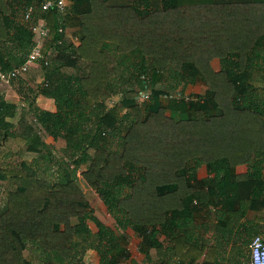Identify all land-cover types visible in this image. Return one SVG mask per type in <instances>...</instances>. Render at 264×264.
<instances>
[{
  "label": "trees",
  "instance_id": "1",
  "mask_svg": "<svg viewBox=\"0 0 264 264\" xmlns=\"http://www.w3.org/2000/svg\"><path fill=\"white\" fill-rule=\"evenodd\" d=\"M43 1L0 0V68L25 62L36 45L32 26L43 21L44 53H55L41 62L40 92L57 109L40 111L36 119L72 169L64 182L40 180L32 162L52 152L38 134L11 130L17 107L0 100V149L17 145L16 154L26 156L22 170L6 171L15 187L0 209V264H26L27 242L47 252L43 264H78L80 250L87 249L99 253L100 264L130 258L125 237L91 215L72 176L86 163L84 181L119 223L138 233L146 256L163 246L158 236L166 234L178 259L208 264L212 248L193 242L190 231L196 214L215 209L231 232L236 220L253 210L259 218L264 207V0H69L65 21L55 9L43 11ZM30 5L35 12L26 21ZM60 23L80 30L79 45L60 43ZM148 74L154 83L166 76L175 85H150ZM198 80L207 85L205 94L192 96L181 110L173 86ZM144 91L149 100L141 98ZM113 95H121L122 114L118 105H105ZM238 166H246L247 183L236 180ZM201 167L209 174L199 179ZM240 228L250 244L257 233L247 224Z\"/></svg>",
  "mask_w": 264,
  "mask_h": 264
},
{
  "label": "rangeland",
  "instance_id": "2",
  "mask_svg": "<svg viewBox=\"0 0 264 264\" xmlns=\"http://www.w3.org/2000/svg\"><path fill=\"white\" fill-rule=\"evenodd\" d=\"M71 5V3L68 4V10L66 13L71 11ZM66 13L60 14L62 17V19H60L61 21H65L63 17L66 15ZM59 28H63L64 30L63 41H66V43L69 44L73 43L74 45L80 44L81 32L74 24L72 25L69 23L66 27L61 24ZM34 34L36 44L43 45V42L46 40V38L40 36L37 32H34ZM50 52L51 56H46L42 46V55L45 56V58H47L49 61L53 56V53H55L53 50ZM12 61L14 66V64L19 61V59L15 58ZM79 63L81 66H84L83 71L88 73L86 69L87 62L80 60ZM212 64L216 70L220 69V63L218 59H215ZM10 71L11 70L3 71L0 68V100L3 98L5 103H12L17 107L16 116L9 120L12 122L11 130H13V132L18 135L38 134L49 146L48 151L52 152V157L47 159V157L43 156L38 161L34 162L32 158L27 155V161H33L32 165L36 169L38 174L37 177L40 180L53 182L54 179H57L59 182H64L67 179V174L72 169V166L68 165L70 160L57 147L54 137L48 131H46L36 119V114L40 113V111H56L57 109L54 99L46 97L40 92L41 87L45 82L44 68L41 63H38L32 67L28 74L15 79L8 77ZM146 76L150 85L155 87L163 86L164 88H168L169 86L175 85L174 83H171L170 78L166 76L159 80L158 83H154L152 80H150L152 79L150 74ZM140 79L142 80L143 78H139V80ZM238 80L240 82V86H242L243 81H245L244 77H241ZM173 87H175V89L172 90L173 98L182 105L180 108L181 110H186L188 108L190 103L189 98H192V96L194 97L196 95L205 94L207 89V85L202 80H198L195 83L181 82L179 85ZM120 96L121 95L111 96L105 101V105L109 108H113L118 105L117 110L122 114L125 111L124 109H121V106L119 105L121 101ZM262 98L264 99V91ZM166 113L168 115L172 114L171 111H167ZM124 135L125 131H122L120 133V138H122ZM118 141L120 142V140ZM16 149L17 145H15L13 151L6 148L0 149V209L5 207L7 204L8 193L15 187L13 178L6 171L22 170L21 162L26 159V156L17 155L15 152ZM90 152L93 154L94 150L91 149ZM89 164L90 163L83 164L80 169L73 168L72 176L83 190L85 197L89 200L92 209L91 215L111 228L119 237H125V244L130 254V258L123 261L121 264H135L134 262H137L138 259H152L150 252L149 256H146L145 253L141 251L140 246L142 240L138 233L134 231L133 227L126 226L125 228L124 225L119 223L114 217L111 208H109L101 200L98 192L89 187L84 181L82 173L87 170ZM73 223H77V219L74 218ZM88 226L92 231L96 232L98 230L96 223L91 219L88 220ZM47 256V252L41 250L38 244L31 242L25 243V248L22 251V258L26 260V264H43V262L47 260ZM153 257H155V255ZM76 259H80V261H75L76 263L79 262L78 264H100V255L93 249H87V251L84 253L82 250H80L79 258ZM132 259L137 260L132 261ZM245 262V264H249L248 254H246Z\"/></svg>",
  "mask_w": 264,
  "mask_h": 264
},
{
  "label": "crops",
  "instance_id": "3",
  "mask_svg": "<svg viewBox=\"0 0 264 264\" xmlns=\"http://www.w3.org/2000/svg\"><path fill=\"white\" fill-rule=\"evenodd\" d=\"M115 2H126V0H115ZM81 72L84 73V71ZM233 173H235L236 180L238 179L239 182H248L246 166L236 167ZM208 174L207 168L201 167L198 169L197 177L201 179L208 176ZM212 209L208 214L204 212L196 214V227L190 229L194 232L192 235L193 242H198L200 245H202L201 242H204L212 248L213 254L208 264H245L246 254L249 257L250 244L243 242L247 239L245 229L240 228L241 231H239L238 228L242 224H247L252 232L260 234L264 238V207L260 210L259 218L256 211L253 210L248 211L245 217L236 220L233 225L234 229L231 232H226L229 230L225 228L224 220L220 221L216 210ZM228 213L233 214L232 211H228ZM158 237L163 246L153 248L150 251L152 259H138V263L135 261V264H191L193 262L191 257L178 259L173 255L170 251L173 240L166 234H159ZM154 255L155 257H153ZM134 260L137 259H132V261ZM203 261L204 259H198L195 264H202Z\"/></svg>",
  "mask_w": 264,
  "mask_h": 264
},
{
  "label": "built area",
  "instance_id": "4",
  "mask_svg": "<svg viewBox=\"0 0 264 264\" xmlns=\"http://www.w3.org/2000/svg\"><path fill=\"white\" fill-rule=\"evenodd\" d=\"M69 0H44L42 2V10L49 11L55 9L58 13L63 14L68 10ZM35 12V7L30 5L26 13L24 15V19L26 21H30ZM33 32H37L40 36L46 38L48 36V29L45 27L43 21L32 26ZM59 31L61 33L64 32L63 28H60ZM63 40H60L62 43ZM44 62V64H48V59L42 55V45L36 44L31 52L27 55V58L24 63L14 67L8 74L9 78L15 79L21 76H24L30 72L33 66L38 63ZM141 98L143 100H149L150 94L146 91L141 93ZM249 258L250 264H264V238L257 234L253 237L250 245H249Z\"/></svg>",
  "mask_w": 264,
  "mask_h": 264
}]
</instances>
